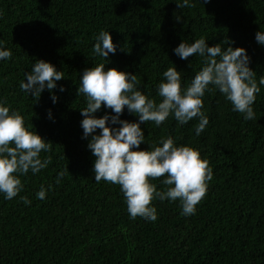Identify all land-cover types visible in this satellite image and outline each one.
<instances>
[{
  "label": "trees",
  "instance_id": "16d2710c",
  "mask_svg": "<svg viewBox=\"0 0 264 264\" xmlns=\"http://www.w3.org/2000/svg\"><path fill=\"white\" fill-rule=\"evenodd\" d=\"M190 3L195 7L180 8L176 0H0V48L12 53L0 60V102L52 145L40 154L48 166L21 175L24 188L15 198L0 193V264H264V85L254 120L210 86L202 108L209 122L200 135L199 117L183 125L172 115L160 126L141 124L140 149L170 136L209 162L213 179L193 215L181 214L179 200L157 199L155 221L133 219L120 186L95 180L91 137L81 126L86 98L78 96L85 69L103 62L135 74L138 89L159 101L167 68L182 72L186 88L203 66L202 57L184 60L174 49L203 37L209 46L244 47L257 82L264 76V44L256 40L264 31V0ZM101 30L117 46L108 60L93 52ZM41 59L65 78L36 101L20 82ZM95 115L115 113L102 106ZM120 119L139 117L126 107ZM162 179L153 181L158 190L165 188ZM41 186L44 199L36 195Z\"/></svg>",
  "mask_w": 264,
  "mask_h": 264
},
{
  "label": "clouds",
  "instance_id": "9594fccd",
  "mask_svg": "<svg viewBox=\"0 0 264 264\" xmlns=\"http://www.w3.org/2000/svg\"><path fill=\"white\" fill-rule=\"evenodd\" d=\"M176 2L180 8L195 7L190 0ZM176 20L180 21L181 17L176 16ZM256 40L264 44V31L256 33ZM116 51L111 33L101 30L95 37L94 54L108 60L109 54ZM174 51L184 60L191 56L202 57L203 66L186 88L182 85V72L176 66L167 68L158 86L159 101L138 89L135 74L117 67L106 69L103 62L85 69L80 77L78 96L86 98V107L81 109L84 117L81 126L84 137H91L88 148L96 158L95 180L120 186L133 219L139 216L155 221L157 209L153 201L157 199L179 200L181 214L193 215L207 193L208 182L213 179V169L199 151L191 146H178L170 136L162 137L160 145L151 146L150 150L140 149L145 141L141 124L154 122L160 126L172 115L183 125L199 117L196 134L200 135L209 122L202 108L203 97L211 90L210 86L218 89L231 102L233 110L244 114L246 120L256 118L253 104L260 85H264V76L257 82L256 71L250 67V57L244 47L229 45L225 49L220 43L209 46L201 37L192 43L181 42ZM11 56L10 50L0 48V60L11 59ZM63 78V71L41 59L26 73L20 88L38 101L45 88L54 90L56 82ZM64 90L61 86L60 91ZM52 99L55 103L57 97L53 95ZM102 106L115 115L97 117L95 113ZM126 107L129 113L138 115V121L120 119ZM109 119L111 125L119 126L112 127ZM97 129L99 133L94 134ZM51 147L37 131L26 126L19 111L0 102V193L6 199L15 198L23 190L21 175L29 171L39 173L48 166L50 159H41L40 154L51 151ZM63 175L61 172L60 177ZM161 178L165 188L158 190L153 181ZM46 192L41 186L37 198H46ZM21 200L31 204L27 196H22Z\"/></svg>",
  "mask_w": 264,
  "mask_h": 264
}]
</instances>
